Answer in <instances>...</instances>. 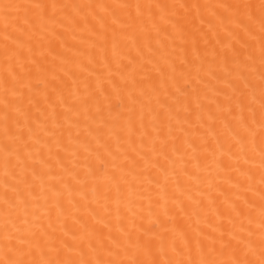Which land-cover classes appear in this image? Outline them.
Listing matches in <instances>:
<instances>
[{
  "label": "snow or ice",
  "instance_id": "1",
  "mask_svg": "<svg viewBox=\"0 0 264 264\" xmlns=\"http://www.w3.org/2000/svg\"><path fill=\"white\" fill-rule=\"evenodd\" d=\"M0 264H264V0H0Z\"/></svg>",
  "mask_w": 264,
  "mask_h": 264
}]
</instances>
